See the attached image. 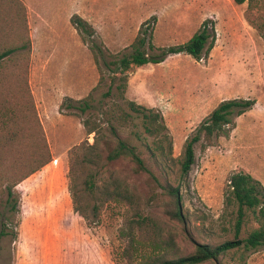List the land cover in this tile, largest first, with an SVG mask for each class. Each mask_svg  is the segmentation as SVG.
I'll return each mask as SVG.
<instances>
[{
    "label": "rangeland",
    "instance_id": "1",
    "mask_svg": "<svg viewBox=\"0 0 264 264\" xmlns=\"http://www.w3.org/2000/svg\"><path fill=\"white\" fill-rule=\"evenodd\" d=\"M20 1L26 8L24 38L29 40L25 78L51 162L17 185L11 197L0 193V264H128L122 254L126 241L119 236L123 206L107 203L95 217L83 185L90 173L98 186L123 182L144 200L155 192L157 199L147 212L161 222L164 233L175 234L181 256L192 253L196 242L216 245L232 240L233 209L224 206L229 175L246 172L264 187V0L241 5L234 0ZM75 16L91 26L90 35L77 32L71 24ZM6 20L0 38L12 40L15 29H10V22L6 26ZM204 20L216 31L208 58L171 55L127 73L125 98L160 112L169 128L172 155L155 160L148 150L152 139L116 94L118 81L110 62L132 52L144 23L152 33L151 44L168 48L187 42ZM92 47L101 50L99 58ZM145 49L153 53L148 44ZM26 51L18 59L21 69ZM11 70L4 68L7 75ZM14 81L16 76H11ZM89 96L90 109L81 113L79 107ZM240 98L254 100L255 105L232 117L228 136L214 139L205 150L201 141L194 145L195 162L181 186L186 225L169 220L165 212L170 199L161 186L176 185L185 140L222 101ZM116 103L131 114L124 126L111 121L109 110ZM85 120L98 128L97 133H87ZM116 137L138 149L147 171L129 157L106 160ZM95 139L98 165L74 177L76 202L85 210L79 214L71 196L68 153ZM247 220L240 239L257 227L251 216ZM222 264H232L230 256ZM245 264H264V249L249 252Z\"/></svg>",
    "mask_w": 264,
    "mask_h": 264
},
{
    "label": "trees",
    "instance_id": "2",
    "mask_svg": "<svg viewBox=\"0 0 264 264\" xmlns=\"http://www.w3.org/2000/svg\"><path fill=\"white\" fill-rule=\"evenodd\" d=\"M245 1L247 0H234V3L241 5ZM5 19H7L6 26L7 22H10V29H15L12 31L15 37L12 40L0 38V75H2L0 79V193H6L8 197H11L12 190L17 185L51 162V154L38 122L25 78L29 40L26 35L24 38L27 29L26 8L20 0H0V35L5 34L2 32ZM71 24L82 37L84 33L90 35L92 28L82 18L73 17ZM151 35L150 28H147L145 23L142 24L131 45L132 52L128 56L111 61L110 65L114 66L115 77H117L115 79L118 81L115 87L117 96L125 103L128 111L140 119L144 134L152 139V144L148 146L151 156L155 160H164L172 155L169 128L165 125L160 112L125 98L127 73L136 66L159 64L171 55L185 54L196 61L206 59L215 45L216 31L210 20H204L187 42L168 48H155L151 44ZM146 44L153 53L147 52ZM24 51H26L24 53L26 59L21 69L18 59L23 57ZM91 51L96 59L99 58L100 49L92 47ZM6 67L12 68L11 75H7L6 70L4 71ZM11 76H16V81L11 83ZM105 95L109 96L110 91ZM91 102L92 98L89 96L79 107L80 112L85 113L87 109H90ZM254 105L255 101L250 99L222 101L203 119L195 134L185 140L178 177L173 180L176 185L173 186L169 182H166L164 186L159 184L170 199L165 212L169 220L178 221L184 226L187 223V216L182 212L181 186L186 183L195 162L194 145L201 141V149L205 150L213 145L214 139L227 137L226 127L233 124L232 117L243 115ZM129 112L116 103L113 109L109 110V115L112 118L111 121L124 126L131 119ZM83 126L88 134L98 131V128L88 126V120L83 121ZM115 128L111 123L109 130L113 135ZM30 137L31 139H28ZM25 141L27 145H24ZM97 146L95 139L93 144L76 146L68 153L71 196L74 211L79 214H82V210L84 213L85 210L76 202L78 197L76 174L77 171L83 172L86 169L96 168L100 158ZM121 157L131 158L140 170L147 171L138 149L116 137V145L108 152L106 160L110 162ZM86 178L83 185L93 201L91 210L95 217L100 216L102 207L107 203L114 202L123 206V227L119 230V236L126 241L122 254L128 264H132L134 260L138 261L137 264H205L208 262L222 264L226 256H230L232 264H245L246 255L249 252L264 249V187L260 181L246 172H233L229 175L225 186V209H233L234 221L231 226L234 230L233 239L216 245L196 242L193 252L184 256L180 254L175 234L164 233L161 222L147 212L146 207L157 199L155 192L144 200L138 192L130 189L123 182L110 180L98 186L92 173ZM74 179L75 186L72 185ZM156 183H158L157 180ZM250 216L257 227L252 229L245 238L240 239L241 229Z\"/></svg>",
    "mask_w": 264,
    "mask_h": 264
}]
</instances>
